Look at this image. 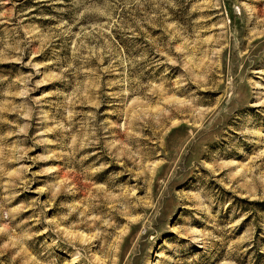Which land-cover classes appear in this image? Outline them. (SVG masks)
Segmentation results:
<instances>
[{
	"label": "rangeland",
	"instance_id": "rangeland-1",
	"mask_svg": "<svg viewBox=\"0 0 264 264\" xmlns=\"http://www.w3.org/2000/svg\"><path fill=\"white\" fill-rule=\"evenodd\" d=\"M0 264H264V0H0Z\"/></svg>",
	"mask_w": 264,
	"mask_h": 264
}]
</instances>
